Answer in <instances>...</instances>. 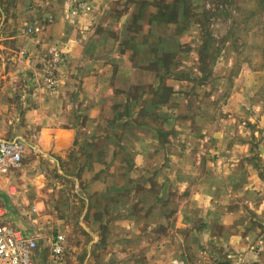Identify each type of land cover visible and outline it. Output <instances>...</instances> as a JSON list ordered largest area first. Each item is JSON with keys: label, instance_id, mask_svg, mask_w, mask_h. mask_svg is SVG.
Masks as SVG:
<instances>
[{"label": "rangeland", "instance_id": "1", "mask_svg": "<svg viewBox=\"0 0 264 264\" xmlns=\"http://www.w3.org/2000/svg\"><path fill=\"white\" fill-rule=\"evenodd\" d=\"M64 1L70 0H51L52 8L62 10L67 5ZM104 1L100 29L105 31L108 46L119 42L121 47L115 53L114 46L109 55H124L117 61L125 74L124 83L116 88V97H111L114 111L108 112L101 123L99 129L104 133L98 141L105 149L114 141L119 143V149L114 156H109L110 151L102 156L91 142L88 148L66 152L56 160L43 156L33 146L35 134L31 129H20L21 116L16 110L20 107L15 105L18 97H0L2 103L9 100L16 107L13 116L6 114L2 122L6 110L0 105V135L21 138L26 149L21 169L1 179L3 182L0 180V202L7 210L8 221L41 237L43 253L47 251L48 236L61 232L65 237V264H170L174 259L187 264H260L253 257L264 252V244L256 246L249 238L252 246L235 250L207 238L210 234L224 239L228 231L205 232L203 239L204 231L193 230L200 211L193 205L190 187L185 183L184 188L176 176L161 172L160 151L149 156L170 136L167 132L173 126L191 125L201 119H196L201 114L197 111L201 102H197L207 97H216L215 125H224L225 120L229 122L227 126L233 125L223 117L227 97H259V104L264 106V0H178L183 13L177 23L162 20L158 14L169 13L170 5L177 0ZM48 3L0 0V36L36 38L42 26L34 25L28 17L33 12L36 18H46ZM74 3L77 4L71 6L69 16L78 17L84 9L88 12L95 8L76 0ZM35 27L39 31L29 34V28ZM130 37L140 44L135 54L130 45L125 46ZM9 39H3L4 46L0 48V88L1 76L12 79L14 85L17 65L32 60L26 51H21L16 39ZM160 50L170 54L163 63L157 58H164ZM44 59L41 81L51 59L49 50ZM131 64L136 66L132 73L128 71ZM163 81L177 88L174 95L159 85ZM9 93L15 95L14 86ZM167 97L175 98L166 101ZM254 99L241 107L249 117L237 120L245 121L248 136L259 130L264 138L262 115L249 120L258 111L254 109ZM126 107L132 111L129 117L124 116ZM145 124L159 132H141ZM193 135L181 136L187 145L180 157L184 160L180 164H185L180 171L186 177L193 176L192 159H197ZM231 154L239 156V149ZM137 155L155 162L148 167L135 165ZM76 175L82 178L80 182ZM177 208L184 209L185 214L183 210L176 213ZM250 235L255 236V231Z\"/></svg>", "mask_w": 264, "mask_h": 264}, {"label": "crops", "instance_id": "2", "mask_svg": "<svg viewBox=\"0 0 264 264\" xmlns=\"http://www.w3.org/2000/svg\"><path fill=\"white\" fill-rule=\"evenodd\" d=\"M33 1L37 4L41 2V0ZM76 1H80L85 6L91 4L95 8L88 12L84 9L78 17L69 16L67 13L72 9L71 6L77 4L74 0L68 3L64 1L67 5L62 10L57 9L59 12L52 8L51 0H48L50 3L47 5L46 12L49 13L46 18H36L33 12L28 17L31 22L34 21V25L42 26L36 38L27 35L5 36V38L0 36V48L4 46L3 39L14 38L21 51H26V54L32 57V60L28 58V64L17 65L14 85L11 84L12 79L8 80L5 75L1 76L0 92L3 94L0 93V97H18L15 105L20 109L15 108L21 116L18 122L20 129H31V134H35L34 148L43 156L55 160L58 156L64 157L66 152L77 151L83 146L88 148L91 142L95 144L98 155L107 156L110 151L109 156H114L119 149V143L112 141L105 149L98 140L104 133V130L99 129L102 127L101 123L108 112L114 111V102L111 97H116V88L123 82L122 75L125 73L121 72L120 62L117 59L124 55L119 52L118 56L109 55L114 46L115 53L121 46L119 42L108 46L107 38L104 37L105 31L100 29L104 22L101 14L106 2L104 0ZM116 19L115 15L114 20ZM48 50L50 53L60 54L56 69L57 89L53 92L48 91L41 81L44 55L48 53ZM128 68V71L132 73L136 66L132 67L131 64ZM159 85L164 86L166 90L170 89L171 95L177 91L176 87H170L164 81ZM11 86L15 89L13 96L9 93ZM119 97H122L120 92ZM172 98L175 97H167L166 101ZM252 98H255L254 109L258 111L249 120L261 115L264 118V106L259 104L262 103L259 97H227L225 100L227 106H225L226 113L223 117L229 118L232 126L238 127L237 131L230 124L227 126L226 122L229 123L227 120L224 125L214 124L213 119L218 116L216 115V97H207L206 101H198L197 104L200 102L201 104L197 111L201 114L196 119L201 118V121H193L191 125L173 126V129L167 132L170 136L162 141L149 156L152 158L160 151L162 153V158L159 160L161 172L176 176L175 179L182 182L184 188L185 183L190 187L188 190L193 199V205L196 204L200 211L196 219L198 225L193 230L204 231L201 235L203 239L206 238L205 232L222 229L228 231L227 238L222 239L223 236H210V234H207V238L218 240L222 246H233L235 250L242 249L244 245L252 246V242L256 246L264 244V174L262 173L264 138L259 130H253L248 136L245 121L237 120L249 117L250 114L247 116L241 107L246 106L248 100ZM0 105L2 110L7 112L1 116V121L4 122L6 114L13 116L15 108L9 100L5 103L0 100ZM238 106L239 109H237ZM230 126L232 129L229 128ZM140 129L141 132L151 134L159 132L153 125L150 127L147 124ZM183 133L194 134L193 153L197 155V159H192L194 172L191 177L182 175L180 171L185 165L180 164L181 161L184 162L180 157L184 154L183 149L186 144L181 139ZM229 133L232 134L233 139ZM4 136L0 135L5 138ZM198 149H204V151L199 152ZM235 149H239V156L231 154ZM211 152L212 155H210ZM151 158L146 157L143 160L137 155L135 165L148 167L155 162ZM75 178L79 182L82 179L79 175ZM0 190L3 189L0 187ZM182 210L185 214L184 209H178L176 213ZM187 221L186 216L184 222L187 223ZM232 231H234L233 234ZM254 231L256 235L251 237L250 234ZM249 238L252 242H248ZM214 242L212 241L213 244ZM263 256L264 252L253 258L262 264Z\"/></svg>", "mask_w": 264, "mask_h": 264}, {"label": "built area", "instance_id": "3", "mask_svg": "<svg viewBox=\"0 0 264 264\" xmlns=\"http://www.w3.org/2000/svg\"><path fill=\"white\" fill-rule=\"evenodd\" d=\"M3 17L0 16V23ZM39 31L38 27L29 28V34ZM23 54V53H22ZM51 59L46 67V76L43 79L45 87L51 91L56 89L55 73L60 54L50 53ZM25 144L19 137L6 139L0 137V180L8 178L11 174L21 169ZM35 212V207L32 208ZM7 210L0 202V264H65V237L56 231L48 236L43 253L40 240L36 234L26 233L14 226L6 217ZM170 264H187L178 259Z\"/></svg>", "mask_w": 264, "mask_h": 264}, {"label": "trees", "instance_id": "4", "mask_svg": "<svg viewBox=\"0 0 264 264\" xmlns=\"http://www.w3.org/2000/svg\"><path fill=\"white\" fill-rule=\"evenodd\" d=\"M179 1H181V0H179ZM182 3H184V2H182ZM178 4L179 3H178V0H177L175 4L170 5L169 13H158V14H160L159 15L160 19L165 20V21H169V22H174L175 21L177 23V21H179V18H181V13H183V11L180 13V8H179ZM134 39H135L134 37H130L129 41L127 43L125 42L126 43V45H125L126 47H127V44L131 46V50L133 51L132 54H135L137 52V50L139 49V47H140V44L137 45V44L134 43ZM153 52L156 53V48H154ZM162 53H164V56L162 54V56L164 58L161 59L160 57H157L158 60H160L161 63H163L165 57H167V56L169 57V55H170V54H168L166 52H163V51H162ZM131 112L132 111L130 109H127V107H126L125 108V112H124V116H126V117L131 116V114H132Z\"/></svg>", "mask_w": 264, "mask_h": 264}]
</instances>
